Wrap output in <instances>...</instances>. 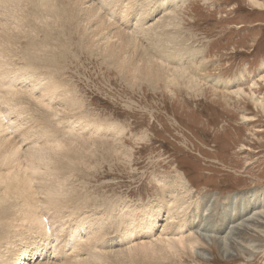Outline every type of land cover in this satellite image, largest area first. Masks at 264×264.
I'll list each match as a JSON object with an SVG mask.
<instances>
[{
  "label": "rangeland",
  "instance_id": "obj_1",
  "mask_svg": "<svg viewBox=\"0 0 264 264\" xmlns=\"http://www.w3.org/2000/svg\"><path fill=\"white\" fill-rule=\"evenodd\" d=\"M53 1H48L49 10L60 9L63 17L58 21L50 20L53 13H48L46 9L47 11H42V17L48 18H45L43 23L39 19L35 20L34 16L26 18L24 25L28 26L26 30L29 32V43L27 39H24L22 44L18 45L20 46L18 51L20 48L22 51H19V57L14 58L17 64L13 60L17 67L12 63L17 69L19 67V70L27 68V72L25 69L21 75H25V72L26 77H29L32 72V75L36 73L40 78L55 81L62 93L65 92L64 97L61 98H66L69 104L61 101L47 104V100H50V98L47 99L48 97L46 102L41 103L37 97L43 94L40 93L41 90H38L35 98H32L39 99L38 102L28 104L24 99V103L18 106L23 112L24 119L20 121L17 133L15 135L1 134V138H8L7 143L20 147V156L22 154L23 157L25 153L29 157L30 154L36 155L37 151L45 147L55 146L46 154L52 153L51 161H45L49 163L48 166L42 164L46 171L44 170L41 176L46 174L44 177L48 181L51 180L50 174L56 176L54 186L56 185L59 192L56 193L55 201L57 202L56 199L59 197L61 201L50 204L47 207L50 208L49 210L40 211L41 203L43 207L47 204L46 197H43L45 180L40 177V172L38 173L40 181L34 177L37 182L35 180H33L34 183L32 182L34 187L32 190H37L34 191L36 194L34 198H22V194L17 193L18 189H14V192L9 187L6 190V184L2 185L0 189L4 188L3 192L10 193L0 196V222H5L3 227L0 226V251L4 250L3 244L7 245L10 241V238L2 239L4 233L11 231L13 236H17L14 229L20 231L23 222L25 228L27 227L29 222L27 221L26 224L23 214L19 212L23 210V202L33 200V204L37 203L39 214L44 215V220L50 223V231L55 229L62 231L59 232L60 244L53 249L48 248L50 250L47 255L50 257L42 261L39 259L34 264H77L79 259L85 260L86 256L89 258L86 252L92 253L91 247L90 251L86 246L85 253L84 250L71 253L72 250L68 252L65 249V244L69 242H63V238L71 235L78 226L83 224L81 222H84V219L89 222L97 221L100 228L103 227L100 229L102 232L99 243L94 235L87 238L88 240L91 237L98 244L93 253L101 250V254L106 257L96 264H107L110 261V264H125V260L129 261L126 264H151V262L152 264H264V234H262L264 222L260 230L240 241L242 246L238 243L237 246L230 244L229 250L233 256L229 258L222 256L220 246L214 240L204 244L205 246L198 247L205 250H201V253L205 255L204 258L196 256L191 251L179 249V252H175L176 256L170 254L163 258L145 260L142 256L129 259L123 252L121 255L125 254L124 257L119 255L120 250L124 249L122 247L126 248L119 232H122L123 223L128 218L124 216L121 220H116L123 215L121 213H128L129 210H133L129 212L134 214L133 216L139 215L142 218L146 211H156L158 205L167 203L166 201L171 199L170 196H179L180 188L176 190L173 187L179 177L189 185V194L179 196L184 198L186 203L184 210L190 205L189 211H186L185 220L188 222L191 216L200 215L195 222L200 228V234H206L208 230L212 238L216 239L219 232L224 233L227 228H233L231 224L233 221L247 214L256 213L255 210L261 205L264 207V110L256 107L253 102V94L256 99L264 102V80L260 78L264 76V0H258L263 4L261 7H254L248 0H183L179 4H175L176 0H174L175 2L171 5L177 6L173 8L170 5V8L164 7L152 13L153 16L151 15L147 25L144 26L146 30L155 22L153 25L157 29L161 27L159 31L153 25L149 27L153 26L150 32L154 38L149 31H146L148 32L145 33L146 37L143 33H140L139 37L133 33L136 38L133 37L134 29H126V26L130 24H127L128 21L117 11L111 15V19L109 17L111 21L114 20L116 28L111 27L109 34L105 32L106 37L103 35L97 38V43L90 38V30L95 31L96 27H88L89 30H86L87 21L82 22L84 13L81 14L83 8L87 9L88 5L91 6L94 2L82 0L88 4L83 3L84 7L79 4V12L76 8L74 10L77 11L71 14L69 11L73 9L72 4L74 8L77 7L75 3H68L67 0ZM95 3L99 7L98 2ZM30 4L28 6L30 10L40 9L34 7L37 2ZM59 6L64 9L62 10ZM129 11L128 14H130ZM58 12L60 13L59 10ZM66 14L69 16H65ZM74 14L76 16L71 20L70 16ZM103 14L107 15L104 12ZM26 15L30 16L27 13ZM173 15H176L175 20ZM123 20H126V25L122 24ZM172 20L176 26L179 25L180 34L177 35V31L168 29L165 33L169 34V37L163 38L160 32H163L166 24L172 23ZM45 22L47 29L44 26ZM60 23L66 25L62 26ZM161 23L163 24L160 25ZM60 25L64 29H61ZM31 27L37 30L31 32ZM121 27L123 31H120ZM154 29L158 34L154 33ZM127 31L131 32L130 34L138 43V48L145 45L146 49H139L147 50L151 56L156 57L153 54L156 49L154 45L164 46L165 51L174 56L168 64L174 69L183 70L188 79H193L196 83L191 86L192 88H187L186 81L185 84L176 86L174 81L172 85H169L166 79L165 81L158 79L154 84L141 73L134 72L135 66L143 72L147 68V63L137 57V54L134 57L132 51L130 55L125 56L124 60L121 51L116 50L117 58L121 59L118 62L105 57L109 48L107 51L103 43H107V39H112L116 34L120 33L119 35L123 36L129 33ZM159 34L162 37L159 36L158 39ZM119 35L116 36L121 39ZM155 36H157L156 39ZM45 39L49 42L47 46L43 43ZM118 39L114 37V40L110 41L111 44L120 47ZM167 39H170V42ZM58 54L62 56L61 60L57 59ZM176 55L185 58L182 63L179 59L177 62L174 60ZM162 57L157 54L158 59ZM24 86L19 82L14 89L21 90L25 88ZM238 90L245 93L235 95L233 92H239ZM21 98L23 97H19V101L22 100ZM98 128L100 131L98 130L96 134L94 129ZM31 130L34 132L33 135H29ZM57 145L62 146L60 151L56 149ZM21 161L25 162L23 158ZM3 169L1 166L0 170ZM52 205L54 207H51ZM56 206L59 208L56 209ZM207 206L211 210L205 215L204 209ZM66 210L67 212L72 210L73 213H67ZM113 210L116 211L113 212ZM53 211H56L55 214ZM194 211L197 212L194 214ZM52 215L57 219L52 218ZM15 216L19 219L17 220ZM166 219L167 216L164 214L157 222L155 230L152 228L155 238L171 223ZM59 224L64 226L61 225V227ZM85 228L88 229V227ZM189 233L185 231V235ZM136 238L139 239H135L134 243L142 241L140 237ZM250 245L253 246L251 250ZM109 250L115 251L118 255ZM28 254L29 252L26 255ZM84 254L86 255L82 256ZM77 256L80 257L76 260ZM110 257L113 259L110 260ZM37 258L41 257L38 255L35 260ZM26 263L30 264V262Z\"/></svg>",
  "mask_w": 264,
  "mask_h": 264
},
{
  "label": "bare ground",
  "instance_id": "obj_2",
  "mask_svg": "<svg viewBox=\"0 0 264 264\" xmlns=\"http://www.w3.org/2000/svg\"><path fill=\"white\" fill-rule=\"evenodd\" d=\"M48 1H51V0H31V1H29V0H0V147H1L0 148V167L3 166V168H4L3 170H0V188L2 187V185L6 184V190H7L8 187L11 190H14V189L17 190L18 189V192L17 193H21L22 194V198H25V197L28 198V199L30 197L34 198V194H35L34 191H37V190H34V191L32 190V188H34V187H32V182L34 183L33 180H35L34 177H37L36 179L39 180V181H40V177H43L44 180H45V185H46V187L43 188L44 189L43 197L44 196L46 197V198L45 197L44 198L47 199V204L45 205V207H43V204L41 203L42 206H39L40 211L41 210H45V209L46 210H49L50 208H47V207L50 204H53L54 202H56L55 201V196H56V193L59 192V191H57V188L55 187L56 185L54 186V183H56V182H54L56 176L50 174L49 175V177L51 178L50 181H48V180L45 179L44 176H46V174L44 176H41V174L43 175V171L44 170L46 171V168L42 167V164L44 163L45 166H48L49 165L48 162L51 161V154L52 153H50L48 155H46V154H47V152L51 148H55V146H50V148L45 147V148L41 149L40 151H37V154L36 155L35 154H32L33 156H31V154H30L29 157L27 156L28 154L26 155V153H25V155L23 154L25 157H23L22 154L20 156V147H18V146L16 147V146L12 145V143H7L9 141V140H7L8 138H6V139L5 138H1V134L4 135L6 133H10L11 135H15L17 133V130H19L20 121L21 120L23 121L24 117H23V112L21 110H19L20 108H18V106L21 103H24L23 102L24 99L26 101L25 103H28V104H31V102H38L39 99L41 100V103H43V102H46V100L49 99V98H50V100H47V104H48V102L49 103L51 102L53 104V103H55L57 101L58 102L61 101L62 103H64V102L65 103H68V100L66 98H64V99L61 98L64 95L63 93H65V92L62 93V91L60 90V86L55 81H52V80L47 79V78H40V76L37 75L36 73H35V75H32V72H31V74H29V77L27 76L28 77L27 78L26 77V73H25V72H27V68H25L26 71H25V69L19 70V67L17 69L16 68L17 65H15L16 62L14 60V58L19 57V51L22 49V48H20V50L18 51V48L20 47V46L18 47V45L22 44V41L24 39H27L26 40L27 42H28V39H30L29 34H28L29 32L26 30L27 24H26V26L24 25L25 24V21L27 20L26 18H29L31 16H34L35 20H38L39 19L41 21V23H43L44 19L45 18H48V17L45 16V15H44L45 17H42V15H43L42 14V11L44 12V11H47V10H48V13L49 12L53 13V14H51L53 16H50V20L51 19H54L53 21H58L59 18H62L63 17L62 16V13H61L62 11L60 9H58L60 11V13L58 12V10L57 11H55L53 9L49 10L50 8H48ZM58 1H62V0H58ZM67 1H68V3L69 2L70 3L72 2V3H75V5H77V7L74 8V4H72L73 5L72 6L73 9H70L69 7H67V8L70 9L69 12L71 14H73L75 11H77V10H74V9L78 8L79 7V4H81L83 6L85 3H87V2L84 3V1H82V0H67ZM90 1L91 2H94L93 3L94 5L93 4L91 6L88 5L87 9L86 8H83V10L81 9L82 10L81 11V14H82V12L84 13V18L82 19V22L83 21H87V24H86L87 26L85 27L86 30H89L90 27H96L95 31H94V29L93 30L91 29L93 32L90 30V34H91V37L90 38L93 41H95L96 43H97V41H96L97 38L99 39V37L105 35V32H108V34H109V31H111V29L113 27L116 28L115 23H113L114 20L111 21L110 19H111V15H113V13H115L117 11H118V13H120L122 15V17H124V19H126L128 21V23H127V22H125L126 20H123L124 23L122 22V24L123 25H126V23L127 24H130V26H126V29L127 30L129 28L134 29V30H132V34L135 33V35L139 37L140 33H143L145 35V33L146 34L148 33L146 31H149V34H151V36H152V33L150 32V30H152V27L155 25L154 24L155 22L152 23V24H150V26L154 24L151 28H149L150 27L149 26L145 30V27H144V26L147 25V21H148V19H150L151 15L153 16V14L156 11H158V10L164 8V7L170 8L171 6H173V8H174L175 6H177V5H171V4H173V2H175L174 0H93V1L90 0ZM182 1L183 0H176L175 4L176 3L179 4ZM248 1L254 7H261V4L262 3L259 2L258 0H248ZM33 2H37V5L34 6V7H37L38 9L40 8L38 11H36L35 9H31L30 10V8H28L29 4L30 3H33ZM53 2H55V0ZM95 2H98L97 5L99 7H97L95 5L96 4ZM125 3H127V4L125 5ZM54 4H52V5H54ZM33 5H35V4H33ZM30 6H31V4H30ZM65 6H67V5H65ZM82 6H80V8ZM44 7H45V9H43ZM59 7L62 10L64 9L61 6H59ZM178 7H179V5H178ZM168 8H167V10H168ZM79 10L80 9L78 8V12H79ZM167 10L165 12H167ZM128 11H129L130 14H128ZM103 12L106 13L108 16L107 15H104ZM26 13L28 15L30 14V16H27ZM64 13H66V12H64ZM75 14L72 15V16H70L71 20H72V18L74 16H76ZM67 15L68 14H66L65 16H67ZM176 15L175 16L173 15L174 16L173 17L174 20L176 18ZM79 16H78V18H79ZM109 17H110V19H109ZM65 18H67V17H65ZM65 18H64V20H65ZM70 18H68V19H70ZM171 18H172V16H171ZM74 20H75V18H74ZM169 20H171V19L169 18ZM67 21H69V20H67ZM162 21H163V19H162ZM79 22H77V24ZM67 23L70 24L71 22H67ZM168 23H169V21H168ZM172 23L170 22L169 24H166V26H165L166 29H163V32L162 31L160 32L162 34L163 38H164V36H168L169 35V34L165 33V31L168 30V29H169V31H170V29H173V30L177 31L176 32L177 35L180 34L179 31H178V29H180V27H178L179 25L176 26L175 25L176 23H174L173 20H172ZM63 24L64 23H62L61 25L63 26ZM162 24L163 23H161L160 25H162ZM61 25H60V27H61ZM65 25L66 24H64V26ZM44 26L46 27V29L48 28L46 22L44 23ZM55 26H53V27H55ZM143 27H144V30H143ZM62 28L63 27H61V29ZM72 28H74V27H72ZM155 28H156L157 31H159V29L161 30V27L160 26H159L158 29H157V27H155ZM27 29H29V28H27ZM35 30H37V29L32 28L31 32H35ZM80 31L81 32L83 31L82 30V27H81ZM120 31H123L122 27H121V30ZM52 32H50V33H52ZM127 32H129V31H127ZM130 33L131 32L126 33L123 36L122 35H119L120 33L119 34H116V35H119L121 37V39H118V36H116V35L114 36V37H117L118 41H120V44H121L120 47H116L115 45H112L111 44L110 41L111 40H114V37L111 36L112 39H110V40L107 39L108 40L107 43L106 42L103 43V45L106 46L107 51H108V48H109V51L107 52V55L105 57L110 58V59H112L115 62H118L121 59L120 58H117V56L115 54V51L116 50L119 49L121 51L122 56L124 57V60L126 59L125 56L130 55L131 54V51H132V54H134V57H135V54H137L136 55L137 57H140L141 60H144L147 63V68L143 72H141L140 69L138 67H136V66H135L134 72L141 73L149 81H153L154 84H155V82L158 81V79H161L163 81H165L164 79H166L167 80L166 83L169 84V85L174 81V83H175L176 86H180L183 83L185 84V81H186L187 82V85H186L187 88H190L191 86L194 85V83H196L193 79H190V78L188 79V77H186V75L184 74L183 70L177 69V68L174 69L172 67V65L170 66V64H168V62L171 60V58H174V56L173 55H169L168 52H167V50L165 51V49L163 48L164 46L156 47L154 45V47L156 49H154V51L152 49V51L154 52V53L153 52L152 53L154 55H156V57L155 56H151V55H149L147 53V50L146 51L145 50H142V49H146V48H144L145 45H141V44H143V42L140 44L143 47H139V48H142V49H139L138 48V45H137L138 43H136V40L133 38V37H135V35L133 34L134 36L132 37V34H130ZM154 33H157L155 31V29H154ZM36 34H38V32H36ZM121 34H122V32H121ZM161 34H159L158 37L155 36V39H156V37L158 39L160 37H162ZM106 36L107 35H105V37ZM108 37H109V35H108ZM145 37H146V35H145ZM149 38L151 39V37H149ZM149 38H147V39H149ZM103 39H104V37H103ZM167 40L170 42V39H167ZM31 41H33V40H31ZM159 42H160V40L158 41V43ZM43 43L46 44V46L49 45V42H48L47 39H45L43 41ZM37 44L35 45L36 47H37ZM148 47H150V46H148ZM150 48H152V47H150ZM39 51H41V50H39ZM165 52H167L168 55L165 54ZM176 52H177V50L175 51V53ZM21 54H22V52H21ZM157 54H159V56L161 55L163 57L161 59H158L157 58ZM178 56L176 55V57H175L174 60H176V62H177V60L179 59L180 63H182L185 58L183 59L182 56L181 57H178ZM56 57H57L58 60H61V57L62 56L58 54V55H56ZM13 60H14L15 63L13 62ZM127 60H128V58H127ZM42 61H44V59ZM12 62L14 63V65L16 67L13 65ZM20 69H21V67H20ZM19 71H21V73H19ZM23 71H25L24 72L25 75H21V74H23ZM28 72H30V71L28 70ZM260 78L262 80H264V76H262ZM19 82H20V85H23V86L24 85H27L28 83L29 84H28V86H24L25 87V88L23 87L24 89H21V90L14 89L15 86ZM31 86H33V87L31 88ZM38 90H41L42 91L40 93L43 94V96L40 95V96L37 97V98H39L38 100L37 99L36 100H33L32 98H35V93ZM238 91L239 92H233V93H235V95H237V94H240V95L242 94L243 95L245 93V92H243L241 90H238ZM21 96L23 98H21L22 100L19 101V97H21ZM242 97H244V96H242ZM239 98H241V97H239ZM253 102H254V104H255L256 107H258V108L260 107V109L264 110V102H263V100L256 99L254 97V94H253ZM36 104H38V103H36ZM47 104H45V105H47ZM58 105H59V103H58ZM54 106H57V105H54ZM25 110H26V108H25ZM61 112H62V110H61ZM58 120H60V119H58ZM90 130H92V128H90ZM94 130L96 131V134H97L98 133L97 131L99 130V128L98 129H94ZM33 133L34 132L32 131L31 133H29V135L30 134L33 135ZM31 136H30V138H31ZM48 138H50V137H48ZM27 139H28V137H27ZM6 140H7V142H6ZM33 140H35V139H33ZM49 143H51V142H49ZM60 146L59 145L56 146V149L59 150V151L62 148V146L61 147ZM20 157H22L25 160V162L24 161L22 162L21 161L22 158L20 160ZM46 160L48 161L47 163L45 162ZM5 164H6V166H4ZM47 172H48V170H47ZM38 173L40 174V177H38ZM175 183H174L173 187L176 190H178L180 188V190H181V193L180 194H183V195H185V193L189 194V190H188L189 185H187L185 183V181H184L183 178L179 177L178 178V181L175 182ZM39 186H41V185H39ZM2 189H4V188H2ZM2 189H0V196H2L3 194L5 195V193H7V194L10 193L9 191L3 192ZM15 190H14V192H15ZM180 194H179V196H181ZM35 196H36V194H35ZM179 196H176V195L175 196L174 195L173 196H170L171 199H168V201H166L167 203L158 205L157 206V210L155 209L156 211H153V210L146 211L147 213L142 218L139 215L133 216L134 214L132 215V214L129 213L130 211H133V210H129V212L127 211L128 213H121L123 215L120 216L119 219L117 218L116 220L117 221L118 220H121L122 217H124V216L126 218H128V220L123 223L124 225L122 227V232L120 231L121 230V227L118 225L120 227V230L119 229L118 230L120 231L119 233H121V236H120L121 237V240L124 242V245L126 246V248L125 247H122L124 249L123 250H120V252H119L120 254L119 255L124 257L125 254H126V256H128L129 259L130 258H134V257L137 258V257L142 256L143 258H145V260L146 259L148 260L149 258L152 259V258H163L164 256L167 257L170 254L172 256H176L175 255V252H179V249H184V250H188V251L193 252V254H195L196 256H200L201 258H204L205 255L201 253V250H204V249L198 248V247L200 245L202 246V245H204L206 243H209L210 241H214L215 240L216 243L218 244V246H220V252H221L222 256L224 258H229V257L233 256V253L229 250L230 244H235L236 246L239 244V246H242V244L240 245V241L242 239L248 238L249 235H252V233L257 232L258 230H260L261 227H263L262 224L264 222V207H261L262 206L261 205L260 207H258L255 210V211H257L256 213H254V214L253 213L252 214H247L244 217H242L241 219H239V220H237L235 222L233 221L231 223L233 225V228H231V229L227 228L224 231V233L219 232L216 239L215 238H212V235L209 234L208 230H206V232H207L206 234H200V232H199V229L200 228H199V226H197V224H195L196 220L198 219V216H200V215H198V216H195V215L191 216V220L189 219L190 221L187 222L185 220V216H186V211H189L190 205H188L187 208H186V210H184V208H185L184 206H185L186 203L183 200L184 198H181ZM40 197H42V196H40ZM1 199H3V197ZM59 199H60V197H59ZM59 199H56L58 201L55 204H57L59 201H61ZM166 199H167V197H166ZM41 200H42V198H41ZM24 201H25V199H24ZM32 201L33 200L27 201V202H23V205H22L23 210L19 212L21 215L23 214L25 223L27 221L29 222L28 225H26L27 227L25 228L24 222H23V224L22 223H19L20 225L22 224V226H23L22 228L20 227L21 230L20 231L19 230L16 231V229L13 230L17 234V236H13L11 234V231H7L6 233H4L7 230L5 228L6 230L3 232L5 235L3 236L2 239H4V238H10L9 239L10 241L7 242V245L5 243L3 244L4 245L3 246V249L4 250L0 251V264H28L26 262H30V264L31 263L34 264L39 259L42 261L43 259L49 258L50 256H48L47 253L49 252L50 249H48V248L51 247L53 249L54 246L57 247L58 244H60L59 232L61 230L60 231H57L55 229V230H52L53 232L50 231V227H49L50 223H48L46 220H44V217H43L44 215L39 214L40 212H38L39 209H38L37 203L36 204H33ZM122 203H121V205H122ZM160 203H162V202H160ZM125 204H127V203H125ZM119 205L120 204H118V206ZM133 205H136V204H133ZM51 207H54V205H52ZM55 208L58 209L59 207L57 208V206H56ZM148 208H150V207H148ZM0 209H1V206H0ZM53 209L54 208H52V210ZM67 209H69V207H67ZM112 209L110 211H112ZM129 209H133V208H129ZM19 210H20V208H19ZM59 210L61 211V209H59ZM116 210H113V212L116 211ZM204 210H205V215H207V213L210 212L209 210H211V209H210L209 206H207V208L204 209ZM62 211L64 212V209ZM197 211H194V214ZM49 212H47V213H49ZM55 212L53 214H55ZM65 212H67V210ZM69 213H73L72 210ZM106 213H109V212H106ZM102 214H103V212H102ZM112 214H114V213H112ZM164 214H166V216H167L166 221H169V222L171 221V223L168 224V227L166 226L167 227L166 229H164L163 231H161V234L158 235L157 238H155L156 235L152 232V228L155 230V228L157 226V222L160 220V218ZM242 214H244V212ZM15 215H17V213H15ZM59 215H60V213H59ZM240 215H241V213H240ZM102 216H104V215H102ZM69 217H70V215H69ZM209 217H208V219H209ZM5 218H6V216H5ZM15 218H16V216H15ZM52 218H56V217L52 215ZM75 218H76V216H75ZM110 218L113 219L111 216H110ZM258 218H260V219H258ZM62 219H63V217H62ZM65 219H66V217H65ZM52 220H54V219H52ZM83 221L84 222H81L83 224L80 225V226H78L76 228V230L71 233V235H66L63 238V242L64 243L69 242V243L65 244V246H66L65 249H67L68 252H69V250H72L71 253H75V251H82L83 252V250H84V253H85L86 248H87L86 246H88V248H89V249L87 248V250H90V247H91L92 248L91 249L92 250V253H87L88 251L86 252V254H88L89 258L86 256L85 260H84V258L79 259V257L81 256L79 254L80 256L79 257L77 256L78 258L76 257V260L79 259V261H77V264H96V263H99L103 259H106V257H104L103 254H101L102 253L101 250L100 251L99 250L98 251H95V253H93V250L96 248V245H98V244L96 243V240L94 241V239H91V237H89L88 240H87V238L90 235H94L97 238V241H98L99 240V237L101 235V232H102V231H100V229L101 228L103 229V227L101 226V228H100V225L97 223V221L96 222L95 221H90L89 222L87 219H86V221H85V219ZM111 222H114V221H111ZM4 223L5 222H0V226L3 227ZM60 223H62V221ZM107 223H109V221ZM72 224H74V223H72ZM205 224H206V222H205ZM61 225H63V224H61ZM61 225L59 224V226H61ZM66 225H68V224H66ZM103 225H104V223H103ZM203 225H204V223H203ZM85 227H88V229H86ZM7 228H9V227H7ZM69 228H71V227H69ZM114 230H115V228H114ZM186 230L188 232H190L189 235H185V231ZM263 230H264V228H263ZM67 231H69V230H67ZM107 231H109V229H107ZM110 231H111V226H110ZM97 233H98V237H97ZM262 234H264V233H262ZM10 235H12V237H10ZM198 235L201 238H199ZM85 237H86L85 240H87V241L84 240ZM136 237H140V239H142V241H140L138 243H134L135 242L134 241L135 239H139V238H136ZM153 238H155V239L154 240H151ZM103 242L104 241H102V243ZM98 243H99V241H98ZM105 244H106V242H105ZM83 246H85V247H83ZM256 247H257V245H256ZM83 248H85V249H83ZM249 249L250 250L253 249V246L250 245L249 246ZM184 250H182V252L183 253H186V251H184ZM28 252H29V254L26 255ZM103 252H105V251H103ZM107 252L108 251H106V253ZM109 252H114V254H115V251H110L109 250ZM122 252L125 253V254L121 255ZM86 254H84L82 256H85ZM38 255L41 258H37L35 260V257L38 256ZM115 255H118V254L116 253ZM21 256H22V258L20 259ZM73 256H71V257H73ZM69 257H70V255H69ZM117 258H119V256ZM126 258H124V259H126ZM112 259H113V257H112ZM112 259L110 257V260H112ZM120 261H123V260H120ZM107 262H109V261H107ZM110 262L107 263V264H110ZM116 262H118V261H116ZM127 262H129V261L127 260ZM127 262L125 260V264ZM63 263H66V262H63ZM114 263H115V261H114ZM121 263H124V261L121 262ZM135 263H136V261H135ZM74 264H76V263H74ZM151 264H152V262H151Z\"/></svg>",
  "mask_w": 264,
  "mask_h": 264
}]
</instances>
